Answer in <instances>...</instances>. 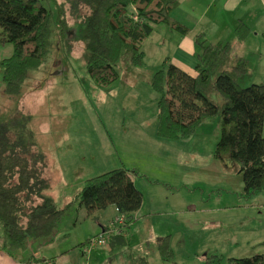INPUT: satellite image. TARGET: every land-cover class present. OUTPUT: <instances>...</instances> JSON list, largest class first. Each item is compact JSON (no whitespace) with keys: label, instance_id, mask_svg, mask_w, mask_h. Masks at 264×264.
I'll return each mask as SVG.
<instances>
[{"label":"rangeland","instance_id":"rangeland-1","mask_svg":"<svg viewBox=\"0 0 264 264\" xmlns=\"http://www.w3.org/2000/svg\"><path fill=\"white\" fill-rule=\"evenodd\" d=\"M187 2L181 0L182 9H187ZM42 4L51 17L44 63L27 73L17 97L7 99L0 81L1 116L18 118L19 136L28 139L46 162L42 178L48 187L41 195L61 208L84 180L124 167L137 173L135 186L142 195L140 212L133 217L139 215L126 239L148 264H205L211 255L222 256L226 264L229 258L264 254V191L246 197L237 165L227 157L222 162L215 159L220 116L204 121L186 139L154 135L156 95L149 88L150 78L165 58L172 61L177 46L198 52L196 44L163 24L154 25L140 48L142 64L132 68L120 61L117 79L99 88L84 72L83 43L76 40L78 27L68 0H42ZM178 11L171 14L173 19ZM85 14V8L78 12ZM58 22L67 28L65 34L57 29ZM190 22L192 26L193 19ZM11 52V45H0V60ZM259 73L264 67L255 75ZM248 75L247 79L254 76L252 71ZM259 82L264 84L263 76ZM211 100L220 109L222 98L214 93ZM76 209L71 207L62 218L48 247L41 246L45 240H28L16 255L26 260L28 251L34 250L39 259L51 260L67 249L78 254L84 236L93 238L98 224L104 228L116 216L107 207L97 211L95 219L81 221ZM164 236L174 253L167 263L160 261L154 246ZM73 255L56 264H126L123 251L106 256L103 247L81 251L78 258Z\"/></svg>","mask_w":264,"mask_h":264},{"label":"trees","instance_id":"trees-1","mask_svg":"<svg viewBox=\"0 0 264 264\" xmlns=\"http://www.w3.org/2000/svg\"><path fill=\"white\" fill-rule=\"evenodd\" d=\"M68 3L78 27L76 40L83 43L84 72L99 88L117 79L120 61L132 68L142 64L140 48L152 26L163 24L185 35L189 31L171 16L179 6L178 0ZM81 8L86 10L83 16L78 15ZM50 24V13L42 0H0V45L12 47L10 56L0 60L2 93L7 99L17 97L27 73L44 63L50 48ZM57 24L60 33L65 34L63 22ZM248 34V27L240 23L234 30L235 46L241 45ZM194 43L199 49L195 54V76L165 58L150 78L149 88L156 95L154 135L160 139H186L204 121L219 115L220 134L214 157L221 162L227 157L237 165L243 194L251 197L264 191V84L240 87L239 79L248 72L247 61L235 55L233 44L211 43L205 33L196 34ZM214 93L223 100L220 109L211 100ZM18 125V118L0 114V249L12 254L23 250L28 240H50L73 206L82 208L87 217L111 206L123 223L116 227L113 219L101 228L97 235L103 237V248L109 255L122 250L126 264H148L146 256L136 255L125 239L142 200L132 182L137 173L119 167L86 179L72 199L57 208L50 198L41 195L48 187L42 178L44 157L33 151L28 139L19 136ZM154 246L162 263L173 260L168 236L158 238ZM223 262L222 256L211 255L205 264ZM226 264H264V254L229 258Z\"/></svg>","mask_w":264,"mask_h":264},{"label":"crops","instance_id":"crops-1","mask_svg":"<svg viewBox=\"0 0 264 264\" xmlns=\"http://www.w3.org/2000/svg\"><path fill=\"white\" fill-rule=\"evenodd\" d=\"M178 1H179V6L176 10H179L178 12H180V14L177 13L175 20L179 21L181 24H185V26H187L188 28L190 27L188 34L192 33L193 35H191V37L188 38L186 37L188 34H186L185 39L186 41H189L191 44H194L193 37H195L196 34L205 33L207 40L211 43L229 42L235 46V36H234L235 28L240 23H243L245 26L248 27L249 34L247 38L241 45L235 46L234 48L235 55L243 57L247 61V68H248L247 74H245L239 79V85L243 83H245L246 85L260 84L259 81H261L262 76L264 78V73L263 74L259 73L257 75L255 74L258 72V70L262 71V68L264 67V0H188L187 9L186 8L182 9L181 0ZM185 1L187 0H184V2ZM202 5H203V9L202 10L198 9ZM181 10L184 11H182L181 13ZM183 17H186V19ZM191 19H193V23L192 26H189L191 25L190 24ZM176 49H174L176 51L173 52L172 61L169 60V62H171L172 64H174L182 71L186 72L187 74L191 76H195L196 75L195 68L197 65L195 54L198 52L194 50V47L193 49L192 47L189 49V48H184L183 46L180 47L177 46ZM249 71H252V74H254V76L247 79V76H249L248 75ZM263 135H264V127H263ZM136 177L137 176L132 177V182L134 183V185L136 182ZM76 210L78 217H80L81 221L84 218L95 219L96 212L93 213L91 216L87 217L82 208H77ZM113 211L114 213H116L114 208ZM137 211H136L137 213L140 212V210ZM138 215L139 214H137L134 217H138ZM78 221L79 220L77 219L76 222ZM97 226L99 230H97L96 234H94L93 236L99 234L102 228L100 224H98ZM52 238L55 237L53 236ZM87 239L89 238L84 236L83 241ZM125 239H126V234H125ZM50 241L51 239L49 241H45V243H43V245L41 246L48 247L51 244ZM2 242H3V238L0 233V244ZM82 242H80L79 244H81ZM127 245L129 246L128 242ZM129 248L131 247L129 246ZM103 250L106 256H111L107 254L105 248H103ZM80 253L81 252H78V254ZM72 254L76 256L75 257L73 255L75 258H78V256L81 257V255L76 254L74 250L67 249L58 252L53 259L50 258L51 260L49 259L44 260V259H39L35 251L32 250V252L28 251V254H26L27 255L26 260H22L21 255H16V253L10 254L5 250L0 249V264H56L58 260L68 258ZM123 256H124V252H123ZM27 259L29 260L31 259V261L28 260L27 262ZM33 259L41 260L43 262L34 263Z\"/></svg>","mask_w":264,"mask_h":264},{"label":"built area","instance_id":"built-area-1","mask_svg":"<svg viewBox=\"0 0 264 264\" xmlns=\"http://www.w3.org/2000/svg\"><path fill=\"white\" fill-rule=\"evenodd\" d=\"M122 223H123V219L120 216L115 217L113 220V224L116 227L121 226ZM103 245H104V240L102 235H97L96 237L89 239L87 243L81 247V251L82 253H88L91 249L103 247Z\"/></svg>","mask_w":264,"mask_h":264}]
</instances>
